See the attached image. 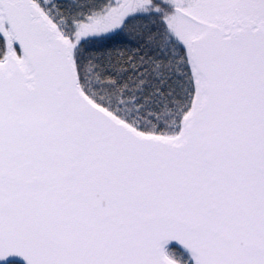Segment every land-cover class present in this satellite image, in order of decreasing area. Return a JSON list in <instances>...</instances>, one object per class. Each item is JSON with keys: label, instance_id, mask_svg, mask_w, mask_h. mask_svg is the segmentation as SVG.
<instances>
[{"label": "snow or ice", "instance_id": "snow-or-ice-1", "mask_svg": "<svg viewBox=\"0 0 264 264\" xmlns=\"http://www.w3.org/2000/svg\"><path fill=\"white\" fill-rule=\"evenodd\" d=\"M264 264V0H0V261Z\"/></svg>", "mask_w": 264, "mask_h": 264}, {"label": "water", "instance_id": "water-1", "mask_svg": "<svg viewBox=\"0 0 264 264\" xmlns=\"http://www.w3.org/2000/svg\"><path fill=\"white\" fill-rule=\"evenodd\" d=\"M8 259L10 260L9 262H11V261H19V262H22V263L26 264V261L23 260L21 257H9ZM0 263H4V262L0 261Z\"/></svg>", "mask_w": 264, "mask_h": 264}, {"label": "trees", "instance_id": "trees-1", "mask_svg": "<svg viewBox=\"0 0 264 264\" xmlns=\"http://www.w3.org/2000/svg\"><path fill=\"white\" fill-rule=\"evenodd\" d=\"M0 264H4V263H0ZM9 264H24V263L19 262V261H11L9 262Z\"/></svg>", "mask_w": 264, "mask_h": 264}]
</instances>
